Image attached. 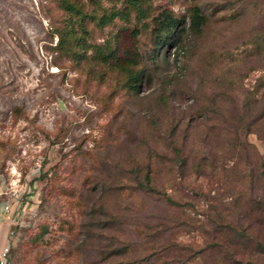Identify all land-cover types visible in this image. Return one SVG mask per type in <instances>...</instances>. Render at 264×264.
<instances>
[{"label": "rangeland", "instance_id": "rangeland-1", "mask_svg": "<svg viewBox=\"0 0 264 264\" xmlns=\"http://www.w3.org/2000/svg\"><path fill=\"white\" fill-rule=\"evenodd\" d=\"M148 2L0 0L9 264H264V0Z\"/></svg>", "mask_w": 264, "mask_h": 264}, {"label": "trees", "instance_id": "trees-1", "mask_svg": "<svg viewBox=\"0 0 264 264\" xmlns=\"http://www.w3.org/2000/svg\"><path fill=\"white\" fill-rule=\"evenodd\" d=\"M60 5L66 9L69 13L77 17V26H80L82 30H85L83 27V19L84 17H89L96 19V23L98 25H102L105 23H108L112 20L114 16L120 15L121 17H129V9L133 10L135 13V18L136 19H143L149 10V7L151 5L148 0H126V6L122 9H112V11L107 12L104 11L101 15L96 17L93 12H87L85 11L80 3L72 2L71 0H59ZM155 20V28L156 30H159V38H160V44H166L170 43L171 39L173 38L174 35V27L183 22L181 19H176L171 15L165 14L164 17H161L158 19L157 17L154 18ZM71 39H76L77 45L81 46V49L76 52L79 53L83 48L85 50L87 48H93V45H90L88 43L87 39L79 35V37H75L74 35V29L72 26H70V23H68L62 32H60V39H59V44L62 46L65 51H75L72 49V44H71ZM100 46H97L93 51L94 55L99 58L102 61H108V59L113 57V49L111 51H102L100 49ZM250 263V262H249ZM253 264V263H250Z\"/></svg>", "mask_w": 264, "mask_h": 264}, {"label": "crops", "instance_id": "crops-1", "mask_svg": "<svg viewBox=\"0 0 264 264\" xmlns=\"http://www.w3.org/2000/svg\"><path fill=\"white\" fill-rule=\"evenodd\" d=\"M7 202H0V247L7 244L9 231L16 221V216L12 214V208L9 213L5 212L4 206Z\"/></svg>", "mask_w": 264, "mask_h": 264}, {"label": "built area", "instance_id": "built-area-1", "mask_svg": "<svg viewBox=\"0 0 264 264\" xmlns=\"http://www.w3.org/2000/svg\"><path fill=\"white\" fill-rule=\"evenodd\" d=\"M5 212L9 213L11 210L10 205L7 203L4 206ZM12 234V230L9 231V236L11 237ZM10 239H8L7 244H5L4 246L0 247V264H9V252H10Z\"/></svg>", "mask_w": 264, "mask_h": 264}]
</instances>
